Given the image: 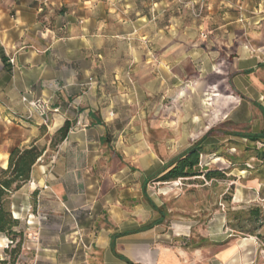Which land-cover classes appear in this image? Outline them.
I'll use <instances>...</instances> for the list:
<instances>
[{"label":"rangeland","instance_id":"obj_1","mask_svg":"<svg viewBox=\"0 0 264 264\" xmlns=\"http://www.w3.org/2000/svg\"><path fill=\"white\" fill-rule=\"evenodd\" d=\"M170 1L172 5L161 6L157 3L160 0H135L136 12L129 16L132 30L128 35L123 31L127 25L125 16L110 12L113 0H103L101 10L88 22L94 24L95 19L99 24L104 19L103 33L100 34V30L96 33L95 26L88 28L86 46L72 48L67 58L63 57V49L58 53L51 50L41 71L36 67L38 78L34 88L39 95L34 96L32 91L22 93L21 102L26 97L39 108L44 104L51 108L54 101L60 105L72 102L79 108L84 105L100 108L96 114L101 116L102 113L108 122L93 130L92 135L104 134L110 139V144H103L99 150L108 156L99 162L104 171L103 193L111 189L112 183L116 184L115 190L109 193L112 199H108V203H116L118 199L130 203L134 196L141 200L143 181L210 129L247 134L259 133L264 128V99L257 107L248 106L234 94L229 78H224L226 66L218 65V75L213 72V64L208 63L207 45L212 37L208 0ZM179 19L184 24L186 56L176 63L166 62L162 58L163 48L157 42L162 34L159 29ZM75 25L83 26L84 22L78 19ZM191 29H195V33H191ZM171 35L168 33V38ZM193 36L200 41L196 44L200 59L187 57ZM40 73L42 77L44 74L42 81ZM59 92L65 93L66 98L53 95ZM69 97H72L70 101ZM22 104L27 116L28 105ZM56 110L49 111L48 122L50 114L59 113L61 108ZM7 111L21 118L12 107ZM36 118L42 122L38 116ZM41 125L47 129L46 124ZM56 132L47 135L41 130L39 138L34 140L48 152L42 163H47L54 152L51 138ZM7 135L12 141L7 140L6 149L21 147L15 141L19 139L17 128L9 130ZM204 145L237 157L250 153L245 151L246 140L220 133H215ZM214 151L201 156V165L222 171L225 178L208 180L202 176L167 183L150 181L147 196L165 210V226L169 232L174 233L178 226L188 229L189 246H238L247 256L248 264H264V164L254 157L246 161L249 169L243 170ZM109 169L111 173L121 171L117 176H108ZM105 199L104 196L103 203H107ZM256 208L260 216L255 223L248 221V215L238 216L240 212ZM81 212L68 214L75 222L74 228L62 225V231L71 237L57 243L61 247L58 255L51 257L39 250L46 246L41 239L43 223L31 225L27 217L20 220L18 231L22 235L14 243L0 236V258L15 261V264H90L93 256L89 251L93 244L86 234L93 230L99 212L97 208ZM32 227H36V232Z\"/></svg>","mask_w":264,"mask_h":264},{"label":"crops","instance_id":"obj_2","mask_svg":"<svg viewBox=\"0 0 264 264\" xmlns=\"http://www.w3.org/2000/svg\"><path fill=\"white\" fill-rule=\"evenodd\" d=\"M157 3L172 5L170 0ZM134 6L135 0H113L110 10L116 16L126 17L123 31L128 35L132 30L129 16L136 12ZM102 7L103 0H0V138L6 135L3 138L6 141L0 142L3 144H0V169L8 166L10 150L5 144L12 141L7 135L9 130L18 129L19 139H14L17 146L24 147L38 139L41 130L49 135L67 122L71 124L68 137L49 156L48 162L42 163L48 153L45 152L34 166L30 182L12 196L14 217L22 221L28 217L31 225L43 223L41 239L46 246L39 250L51 257L58 255L61 249L57 243L71 237L62 231V225L75 227L68 214L97 208L94 228L86 234L93 244L89 251L93 256L90 264H248L247 256L238 246H189L187 228L178 226L174 233L169 232L165 226L167 215L162 221L161 214L149 202L150 177L143 181L141 200L134 196L136 200L130 203L119 199L108 203V199H112L109 193L115 190L116 184L112 183L111 189L103 193L104 171L99 162L108 156L99 150L105 137L104 134L92 135V132L107 124L108 119L102 113L101 116L96 114L99 107L79 108L72 102L62 101L61 106L54 101L51 112L58 108L61 111L50 114L47 129L37 118L26 119L22 93L32 91L34 96L39 95L34 88L37 69L41 71L51 50L58 53L63 49V57L67 58L72 48L85 47L88 28L95 26L96 33L100 30L102 34L104 19L99 24L95 19L94 24L88 23ZM208 8L212 17L208 63L213 64V72L218 75V65L226 66L224 78H229L234 94L248 106H256L264 99V0H208ZM78 19L84 22L83 26L75 25ZM175 22L161 27L162 34L155 40L163 48L162 58L176 63L186 52L183 50L184 24L181 19ZM168 33L173 34L171 38ZM191 33H195V29H191ZM195 36L188 41L191 52L187 57L200 59L201 53L196 47L200 41ZM3 58L7 60V67ZM11 58L15 59L14 65L10 63ZM42 78L44 74L42 77L40 73L39 80ZM65 93L53 95L66 98ZM10 107L18 111L21 118L10 115L7 111ZM111 171L109 169L108 176H117L121 170ZM104 196L107 203H103ZM88 214L92 218L90 211ZM32 229L36 232V227Z\"/></svg>","mask_w":264,"mask_h":264},{"label":"trees","instance_id":"obj_3","mask_svg":"<svg viewBox=\"0 0 264 264\" xmlns=\"http://www.w3.org/2000/svg\"><path fill=\"white\" fill-rule=\"evenodd\" d=\"M7 67V60L2 59ZM264 114V109H262ZM264 116V115H263ZM71 130L70 122H67L61 129H59L51 138L53 151L66 140ZM220 133L221 136H235L247 141L246 152H250L243 157L235 155L220 153L218 148H211L204 145V143L215 135ZM103 144H110V139L106 136L103 139ZM253 146V147H252ZM215 150V153L221 154L232 165L242 167L243 170H248L246 161L256 157L264 164V128L259 133L249 132L247 134L235 133L234 131L224 129L216 132L215 129H210L198 141L192 144L183 153L165 164L159 171L150 177L149 182L167 183L177 181L179 179H190L204 177L208 180L225 178V173L222 171L210 170L208 167L201 165L200 158L203 154L210 153ZM45 153V148H40L36 141L28 147H14L9 153L8 167L0 170V236L9 239L11 244L22 235L18 228L21 221L13 216L11 210L12 196L22 189L31 180L32 170L39 162ZM147 200L148 197H147ZM153 208L162 216V221L166 217L165 210L157 207L153 201ZM238 216L248 215V221L255 223L260 216L259 208L252 209L249 212H240ZM0 264H15V261L10 262L8 259H1Z\"/></svg>","mask_w":264,"mask_h":264},{"label":"built area","instance_id":"obj_4","mask_svg":"<svg viewBox=\"0 0 264 264\" xmlns=\"http://www.w3.org/2000/svg\"><path fill=\"white\" fill-rule=\"evenodd\" d=\"M10 62L12 64L15 63V59L11 58ZM22 102L28 105V115L26 116L27 120H32L33 118H36L37 116L42 120L44 124L47 125L48 123V113L50 111V108L48 105H42V107H37L35 103L29 101L26 97L22 99ZM57 112L58 110H54Z\"/></svg>","mask_w":264,"mask_h":264},{"label":"bare ground","instance_id":"obj_5","mask_svg":"<svg viewBox=\"0 0 264 264\" xmlns=\"http://www.w3.org/2000/svg\"><path fill=\"white\" fill-rule=\"evenodd\" d=\"M216 96H218L217 94H216ZM3 159V158H2ZM7 167V166H6Z\"/></svg>","mask_w":264,"mask_h":264}]
</instances>
